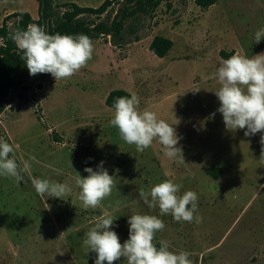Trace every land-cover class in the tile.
<instances>
[{"label": "rangeland", "instance_id": "1", "mask_svg": "<svg viewBox=\"0 0 264 264\" xmlns=\"http://www.w3.org/2000/svg\"><path fill=\"white\" fill-rule=\"evenodd\" d=\"M54 1L98 7L105 0ZM120 7L101 20L110 22ZM23 11L38 19L37 1L0 0V27L7 16ZM261 27L264 0H219L208 9L195 0H162L152 13L128 22L127 44L94 40L92 59L71 78L24 74L30 91L19 99V86L5 99L0 138L14 146L18 163L28 160L31 167L19 184L0 177V264H94L96 253H87L82 238L104 212L116 218L110 230L121 244L129 237V216L146 213L165 224L155 243L164 240L174 252H189L192 264H264L262 133L246 137L244 129L227 130L214 93L222 53H264V39L254 41ZM156 36L173 42L162 59L149 49ZM117 89L137 94L141 110L174 125L185 164L164 156L158 142L141 153L120 138L110 124L114 110L105 103ZM101 161L116 187L100 207L85 209L75 180ZM213 168L220 169L216 179L209 173ZM31 177L67 183L72 191L62 199L41 198ZM166 179L181 184V193H197L202 223H178L138 201L139 188ZM114 264H126L125 258Z\"/></svg>", "mask_w": 264, "mask_h": 264}, {"label": "clouds", "instance_id": "2", "mask_svg": "<svg viewBox=\"0 0 264 264\" xmlns=\"http://www.w3.org/2000/svg\"><path fill=\"white\" fill-rule=\"evenodd\" d=\"M9 39L22 53L21 59L30 75L49 73L56 81L71 78L79 72L92 59L94 52V43L85 34H49L35 23L28 24L26 30L10 32ZM261 39H264V27L254 35L255 43ZM214 79L219 84L214 91L220 104L217 111L222 114L225 128L233 132L244 129L246 137L262 133L260 160H264V53L250 58L236 54L223 59ZM199 91L197 88L193 92ZM139 105L140 98L135 93L130 98L121 96L115 99L110 124L118 129L120 138L141 153L154 141L158 142L164 156L177 164H185L182 146H178L181 137L174 125L158 117L154 111L141 110ZM214 116L215 113L210 114V117ZM29 160L35 161L36 157L31 155ZM30 167L28 160L18 163L14 146L0 138V177L11 178L19 184L24 179L23 173L29 172ZM84 171L88 175L81 177L78 174L75 180L79 188L78 198L83 208L96 209L111 196L116 187L115 178L109 175L103 161L95 170L86 167ZM30 179L41 198L62 199L72 191L67 183L37 177ZM181 188V184L166 179L147 190L139 188L138 201H142L148 209L158 208L160 216L171 215L178 223H202L203 217L197 214V193L192 190L181 193ZM119 203L117 201V205ZM93 219L94 223L84 233L82 241L87 253H96L94 264H114L122 257L126 264H192L189 252H174L167 241L161 240L157 247L156 234L165 227L164 221L157 215H130L129 237L123 244L117 233L110 230L116 218L104 212Z\"/></svg>", "mask_w": 264, "mask_h": 264}, {"label": "trees", "instance_id": "3", "mask_svg": "<svg viewBox=\"0 0 264 264\" xmlns=\"http://www.w3.org/2000/svg\"><path fill=\"white\" fill-rule=\"evenodd\" d=\"M38 3V19L26 11L16 12L7 16L0 27V117L5 111L4 101L12 91H17L19 99L25 100L30 91V86L22 81L24 74L28 73L25 62L21 59L22 53L17 49L15 43L9 39V33L16 29H24L28 24H38L49 34L60 33L62 35L85 34L92 41L101 37H110V43L115 47L127 44L126 26L130 20H134L138 15L152 13L162 0H105L98 7L80 6L70 2L58 5L54 0H36ZM219 0H195V4L208 9L214 6ZM117 10L114 18L110 22L101 20L115 7ZM60 9H63L61 11ZM91 17V18H90ZM130 31L134 33V28L130 24ZM139 41V38H135ZM173 48V42L163 36H156L152 40L149 49L158 58H164ZM222 58L227 59L234 55L222 53ZM131 94L123 89L111 91L106 98V105L114 110L113 104L116 98ZM209 173L216 179L220 173L219 168H213ZM159 247V244H157Z\"/></svg>", "mask_w": 264, "mask_h": 264}]
</instances>
